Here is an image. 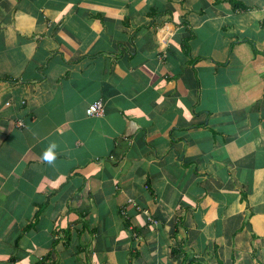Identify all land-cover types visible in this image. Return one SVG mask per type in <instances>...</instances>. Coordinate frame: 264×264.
Masks as SVG:
<instances>
[{
  "label": "crops",
  "instance_id": "1",
  "mask_svg": "<svg viewBox=\"0 0 264 264\" xmlns=\"http://www.w3.org/2000/svg\"><path fill=\"white\" fill-rule=\"evenodd\" d=\"M183 259L264 264V0H0V264Z\"/></svg>",
  "mask_w": 264,
  "mask_h": 264
},
{
  "label": "built area",
  "instance_id": "2",
  "mask_svg": "<svg viewBox=\"0 0 264 264\" xmlns=\"http://www.w3.org/2000/svg\"><path fill=\"white\" fill-rule=\"evenodd\" d=\"M85 113H86V115L92 116V117H100V116H102L103 113H104L103 102L101 100H97L94 103L90 104L86 108ZM19 124L22 125L21 122Z\"/></svg>",
  "mask_w": 264,
  "mask_h": 264
},
{
  "label": "trees",
  "instance_id": "3",
  "mask_svg": "<svg viewBox=\"0 0 264 264\" xmlns=\"http://www.w3.org/2000/svg\"><path fill=\"white\" fill-rule=\"evenodd\" d=\"M180 253H182V251H181V245L180 244H178L177 247L172 248V257H173V259L175 261L178 260V255ZM178 264H193V261L192 260L187 261L186 259H183ZM218 264H223V263L218 260Z\"/></svg>",
  "mask_w": 264,
  "mask_h": 264
},
{
  "label": "clouds",
  "instance_id": "4",
  "mask_svg": "<svg viewBox=\"0 0 264 264\" xmlns=\"http://www.w3.org/2000/svg\"><path fill=\"white\" fill-rule=\"evenodd\" d=\"M47 155H48L49 157H51L52 153L49 151V152L47 153Z\"/></svg>",
  "mask_w": 264,
  "mask_h": 264
}]
</instances>
